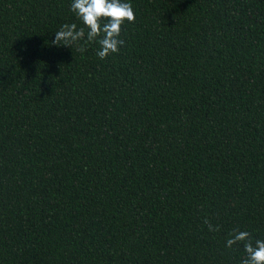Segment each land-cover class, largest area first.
<instances>
[{
    "label": "trees",
    "instance_id": "1",
    "mask_svg": "<svg viewBox=\"0 0 264 264\" xmlns=\"http://www.w3.org/2000/svg\"><path fill=\"white\" fill-rule=\"evenodd\" d=\"M72 2L0 0V264H241L229 233L264 240V0H123L103 60L53 44Z\"/></svg>",
    "mask_w": 264,
    "mask_h": 264
},
{
    "label": "clouds",
    "instance_id": "2",
    "mask_svg": "<svg viewBox=\"0 0 264 264\" xmlns=\"http://www.w3.org/2000/svg\"><path fill=\"white\" fill-rule=\"evenodd\" d=\"M71 11L81 26L78 27L77 23L63 24L55 32L53 44L70 49L76 46V50L83 53L86 45L98 43L96 55L101 60L119 52L124 45V40L119 38L122 26L135 21L132 5L123 0H73ZM204 224L211 232L219 231V227L213 226L207 219ZM240 244L245 253L241 264H264V240L257 239L253 243L248 231L235 229L229 233L225 246L231 249Z\"/></svg>",
    "mask_w": 264,
    "mask_h": 264
}]
</instances>
